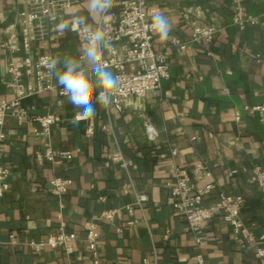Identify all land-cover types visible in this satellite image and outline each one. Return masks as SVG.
Masks as SVG:
<instances>
[{
    "label": "crops",
    "instance_id": "1",
    "mask_svg": "<svg viewBox=\"0 0 264 264\" xmlns=\"http://www.w3.org/2000/svg\"><path fill=\"white\" fill-rule=\"evenodd\" d=\"M125 0L112 5L104 20L109 24L108 40L122 57L126 39H113V31ZM252 15L264 13V0H242ZM151 17L164 15L170 24L169 39L156 34L154 48L167 56L171 76L160 90L144 98L133 97L123 112L109 111L95 100V116L71 122L79 109L66 95L44 91L23 99L31 119L54 113L51 142L57 152L73 150L74 158L59 165L39 161L49 139L34 120L20 123L8 117L4 162L10 168V188L0 198V264H197L202 252L206 264H263L256 248L264 245V194L249 182L253 169L264 165V117L249 108L264 104V26L244 29L233 24V0H147ZM30 0H0V102L17 96L9 86L11 62L28 55L23 43V11ZM101 20L85 0L68 12L53 17L46 34L31 42L30 54L48 53L60 61L78 57L87 47L86 31ZM83 21V22H81ZM61 25H66L62 28ZM222 28L211 42H194L196 26ZM187 43L186 48L172 43L173 38ZM109 55V48L102 50ZM115 75V69L107 68ZM129 70H132L129 68ZM35 80L34 73L24 76ZM52 78L57 83L55 75ZM58 84V83H57ZM59 85V84H58ZM237 114L240 117H237ZM93 122L95 134L86 135ZM110 123L114 135L104 130ZM152 126L156 139L149 135ZM119 143L124 154L135 160L129 173L110 162ZM176 149L177 153L173 154ZM204 161L212 175L194 178L196 187L213 186L204 198L212 205L218 191L242 195L241 217L258 239L247 242L235 233L221 216L208 221L199 247L187 220L174 207L171 184L176 167L193 173ZM54 176L72 179L63 202L50 190ZM130 177L150 200L143 208L135 195L126 193ZM134 205V215L127 205ZM118 207L114 221H99L100 241L94 254L79 240L71 255L61 249L37 252L19 240L45 239L66 224L69 231L85 235L87 220ZM137 222L129 225L130 219Z\"/></svg>",
    "mask_w": 264,
    "mask_h": 264
},
{
    "label": "built area",
    "instance_id": "2",
    "mask_svg": "<svg viewBox=\"0 0 264 264\" xmlns=\"http://www.w3.org/2000/svg\"><path fill=\"white\" fill-rule=\"evenodd\" d=\"M83 1L85 0H30L29 10L21 13L24 21L23 43L28 55L22 60L9 64L8 71L12 79L8 84L13 89H16L17 96L0 102V198L10 188L8 180L11 170L4 162L7 140L5 124L8 117L13 116L20 123L29 120L38 122L42 133L49 139V145L46 150L37 152L39 161L47 160L56 166L74 158L73 150L57 152L51 142L53 127L57 123V116L54 113H48L31 119L28 111L23 107L22 101L27 97L44 91H58L60 95H65L62 87L53 81L52 73L44 66L45 60L50 57L53 58V56L44 53L33 57L29 51L31 42L42 38L46 34L47 24L53 17L68 12ZM117 1L113 0L112 5ZM232 10V22L234 25L242 29L248 26H264V13L259 16L249 14L242 0H233ZM108 11L101 15V20L90 30L105 28L108 33L110 32V25L104 20ZM151 23L152 17L147 0H125L112 36L115 40L126 39L128 41L127 50L122 57L118 56L117 49L113 46L109 48L108 56H105L102 51V62L107 68L115 69V76L119 79V89L112 97L111 104L107 108L109 111L123 112L133 97L144 98L149 93L160 90L163 81L171 76L167 56L154 48L156 33L152 31ZM220 31H222V28L215 25H199L194 28L191 40L194 42L203 40L211 42ZM87 32L85 33L86 39ZM172 43L179 45L181 48L187 47V43L175 37L172 39ZM129 68L132 70H129ZM31 72L34 73V81L24 78L25 75ZM249 109L258 112L261 117H264V104L256 105ZM237 117L239 118L240 115L237 114ZM104 130L111 132L113 135L115 133L110 123L104 125ZM148 131L150 137L153 140L156 139L158 133L151 125L148 127ZM94 134L95 125L91 122L87 127L86 135L93 137ZM172 152L173 154L177 153L176 149ZM110 162L120 164L129 173L135 160L126 156L119 143H117V149ZM210 175H212V171L204 161L195 164L193 173L178 166L175 169V181L170 187L175 210L187 220L189 230L193 233L197 245L201 247L204 241L203 230L206 223L216 216H221L226 222L231 224L235 233L242 236L247 242H258V239L245 225L241 217L244 205V197L242 195L220 190L212 205L204 204V198L213 190V186L208 185L198 189L194 178L202 179L204 176ZM249 182L257 185L264 194V165L254 167ZM71 184L72 179L70 177L54 176L50 180V190L63 202ZM124 190L126 193L135 195L136 204L141 208L150 200L147 193L137 189L135 181L131 177L129 182L124 185ZM126 209L130 216L134 215V205H127ZM119 212L120 208L114 207L104 211L100 216L87 220L84 224L85 235L83 237L75 231H69L66 224L62 223L57 231L45 239L19 240L17 235L12 233L10 234V240L16 245L27 244L37 252L61 248L68 255L74 252L76 243L81 240L87 249L96 254L101 236L99 221L103 219L114 221ZM136 222L132 218L128 221V224L134 225ZM263 240L264 235L260 238V241ZM256 256L264 264L263 244L256 248ZM197 264H206V257L201 251L197 254Z\"/></svg>",
    "mask_w": 264,
    "mask_h": 264
},
{
    "label": "clouds",
    "instance_id": "3",
    "mask_svg": "<svg viewBox=\"0 0 264 264\" xmlns=\"http://www.w3.org/2000/svg\"><path fill=\"white\" fill-rule=\"evenodd\" d=\"M113 0H90V9L103 15L112 7ZM83 22V21H81ZM66 28V25H61ZM151 29L161 40L169 39L170 24L162 14L152 16ZM108 32L105 28L88 30L87 47L78 57H65L63 68L58 70L60 61L48 58L44 66L56 77L69 102L79 111L71 121L78 126L82 119H92L96 110L93 101L108 108L114 93L119 89V79L102 62V50L110 48Z\"/></svg>",
    "mask_w": 264,
    "mask_h": 264
}]
</instances>
